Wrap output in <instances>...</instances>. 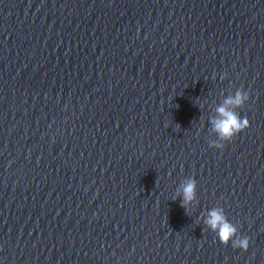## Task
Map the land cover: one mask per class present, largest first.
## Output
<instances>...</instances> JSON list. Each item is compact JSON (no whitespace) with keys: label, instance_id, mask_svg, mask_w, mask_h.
I'll return each instance as SVG.
<instances>
[{"label":"clouds","instance_id":"1","mask_svg":"<svg viewBox=\"0 0 264 264\" xmlns=\"http://www.w3.org/2000/svg\"><path fill=\"white\" fill-rule=\"evenodd\" d=\"M249 99V94L243 90H238L234 96L228 97L224 105L217 108L218 117L211 121L213 130L221 140H231L232 137L241 133L249 127L246 117L241 118L233 109L242 107ZM222 147V145H219ZM195 181L188 180L182 186L183 201L182 206H187L195 197ZM205 223L217 233L220 243L227 246L231 243L233 248L247 251L249 248V238L246 236L237 238V228L230 223L222 209H213Z\"/></svg>","mask_w":264,"mask_h":264}]
</instances>
